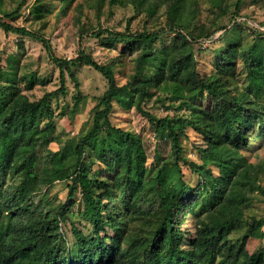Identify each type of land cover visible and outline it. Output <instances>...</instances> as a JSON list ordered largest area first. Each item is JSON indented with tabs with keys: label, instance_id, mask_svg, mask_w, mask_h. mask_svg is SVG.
<instances>
[{
	"label": "trees",
	"instance_id": "16d2710c",
	"mask_svg": "<svg viewBox=\"0 0 264 264\" xmlns=\"http://www.w3.org/2000/svg\"><path fill=\"white\" fill-rule=\"evenodd\" d=\"M25 1L8 10L0 0V29L42 43L61 86L31 100L20 84L30 90L36 77L19 71L15 55L6 66L0 62V264H264V214H247L252 198L264 196L258 153L264 142V31L255 30L256 42L244 43V0H91L97 17L105 2L111 14L116 7L131 12L122 30L83 22V6L76 3L78 43L100 39L118 53L119 61L109 64L82 47L74 58L58 57L42 33L4 20ZM75 1L59 0L60 15ZM138 17L142 28L132 30ZM224 17L229 26L219 23ZM129 54L126 73L121 60ZM202 56L210 65L205 71ZM82 66L101 73L106 89L89 127L65 145V155L52 153L41 165L38 150L55 131L51 98L64 92L65 75L74 79ZM121 68L123 84L115 77ZM153 97L167 99L165 110L174 112L146 111L142 104ZM82 99L76 98L72 114ZM115 106L144 117L169 145L170 157L158 163L153 155L151 161L140 133L112 123ZM188 107V115L177 113ZM188 131L197 137L190 142L197 159L185 154ZM57 184L66 190L63 200L50 197ZM188 217L193 233L183 226ZM243 227L246 232L232 241ZM254 241L259 245L251 249Z\"/></svg>",
	"mask_w": 264,
	"mask_h": 264
},
{
	"label": "rangeland",
	"instance_id": "374dc122",
	"mask_svg": "<svg viewBox=\"0 0 264 264\" xmlns=\"http://www.w3.org/2000/svg\"><path fill=\"white\" fill-rule=\"evenodd\" d=\"M83 6V15L81 19L83 22H92L94 27L103 26L113 28L115 30H122L126 25V18L131 15V12L121 8H114L113 14L110 13L107 2L102 8V13L99 17L96 16L95 11L89 6L91 0H76L68 9L67 13L60 15L59 0H26L20 12L10 18L4 20L16 26H25L35 32L42 33L44 37L50 40V44L54 54L58 57H65L67 59L77 56L79 47L84 48L90 53L93 59L100 64H109L112 61L118 60V53L115 50L108 49L104 46L102 41L96 37H84L78 43L77 23L75 8L76 3ZM17 0H2L1 6L8 10L12 9ZM204 10L202 18L205 19L207 12L206 4H203ZM39 11V12H38ZM240 20L247 22V28L241 32V37L244 43H254L257 38L254 36L255 30L264 31V0H244L240 9ZM219 23L228 25L227 17L221 18ZM143 25V18L138 17L131 22L130 28L132 30L140 29ZM153 25V24H152ZM229 26V25H228ZM149 27H152L149 25ZM236 32L234 29L229 33L227 39L234 41ZM22 40L23 46L19 47L18 40ZM220 44H215L218 46ZM264 47V40H263ZM15 55L19 61L21 73L26 72L36 77V83L32 89L28 90L24 84H20L23 93H25L31 100L39 99L44 93L57 90L60 85L59 69L49 58L47 51L42 43L33 39L24 37L20 38L16 34H7L0 29V62L3 66L7 65V57ZM121 62L124 64L126 73L131 71V55L122 58ZM120 62V63H121ZM210 65L207 58H201L199 64L200 71L209 69ZM239 66V78L244 76V72ZM75 78H71L68 74L65 75L64 92H58L51 98V105L54 111L55 131L50 136L49 140L41 145L38 150V161L41 165L49 164L52 153L58 156L65 155V145L72 140L77 139L89 127L91 123L92 110L97 102L98 97L106 89L107 81L101 73L94 70L90 66H82L74 69ZM116 80L119 84L125 82L124 71L115 74ZM83 96L82 102L77 113L72 114L74 102L78 96ZM264 100V98H263ZM169 105V101L165 99L162 103L157 102L155 97L143 102V108L157 116H164L165 114H172L174 110L169 108L167 111L165 107ZM169 107V106H168ZM190 107L181 109L177 113L188 115ZM112 123L132 128L140 133L143 137V144L149 159L153 160L155 156L158 163H161L163 157H170L169 145L154 136L155 131L148 125L146 119L142 117L135 110L124 111L118 106L114 107L111 114ZM190 141H185V154L191 159H197V154L192 149L190 142L197 141V137L188 131ZM73 144V143H72ZM158 153V154H157ZM259 160L264 161V142L258 150ZM57 156V157H58ZM254 160V156L251 161ZM92 173H100L97 166H94ZM152 174L148 170L146 177ZM264 185V180L262 181ZM66 190L61 184H57L51 189L50 197L57 194L59 200H63L66 195ZM252 206L247 211L248 215L260 216L264 214V196L258 195L251 200ZM81 205L80 195L76 196L75 209ZM77 221V219H76ZM84 224V223H83ZM192 233L194 232L193 219L188 217V220L183 225ZM247 227L239 229L231 235V240H238L247 230ZM259 244L254 241L251 243V249H254Z\"/></svg>",
	"mask_w": 264,
	"mask_h": 264
}]
</instances>
